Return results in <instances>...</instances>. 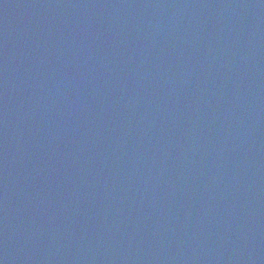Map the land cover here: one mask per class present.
Wrapping results in <instances>:
<instances>
[{
	"label": "water",
	"instance_id": "obj_1",
	"mask_svg": "<svg viewBox=\"0 0 264 264\" xmlns=\"http://www.w3.org/2000/svg\"><path fill=\"white\" fill-rule=\"evenodd\" d=\"M0 264H264V0H0Z\"/></svg>",
	"mask_w": 264,
	"mask_h": 264
}]
</instances>
